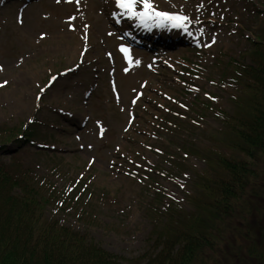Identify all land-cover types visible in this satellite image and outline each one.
I'll return each mask as SVG.
<instances>
[{
    "label": "rangeland",
    "instance_id": "374dc122",
    "mask_svg": "<svg viewBox=\"0 0 264 264\" xmlns=\"http://www.w3.org/2000/svg\"><path fill=\"white\" fill-rule=\"evenodd\" d=\"M151 2L192 18L189 32L130 19L118 32L116 0H0V143L10 141L0 162L9 169L10 151L21 147L10 139L33 127L39 135L19 154V176H35L30 185L43 191L39 167L57 181L56 191L66 185L60 196L75 177L89 182L72 214L61 203L46 214L127 257L144 253L159 202L184 200L205 172L193 151L221 137L220 111L231 110L236 93L226 89L233 76L227 62L251 61L247 37H258L264 24V0ZM181 204L190 208L187 199Z\"/></svg>",
    "mask_w": 264,
    "mask_h": 264
},
{
    "label": "trees",
    "instance_id": "16d2710c",
    "mask_svg": "<svg viewBox=\"0 0 264 264\" xmlns=\"http://www.w3.org/2000/svg\"><path fill=\"white\" fill-rule=\"evenodd\" d=\"M258 31L249 38L251 61H231L236 93L231 110L220 111L221 137L193 151L206 170L193 182L190 208L171 201L155 212L141 264H264V24ZM0 169V264H133L46 214L54 196L37 170L43 191L28 172Z\"/></svg>",
    "mask_w": 264,
    "mask_h": 264
},
{
    "label": "snow or ice",
    "instance_id": "6c2138e0",
    "mask_svg": "<svg viewBox=\"0 0 264 264\" xmlns=\"http://www.w3.org/2000/svg\"><path fill=\"white\" fill-rule=\"evenodd\" d=\"M57 3H60V0H56ZM67 2H72V0H67ZM76 2H79V0H76ZM209 2H211V0H209ZM140 3L143 6V10L142 11H137L136 10V5ZM116 4L117 7H119L120 9H122V11L124 13H126L129 18H136L138 19L141 24H144L145 26H147V22L149 20L152 21H160V22H170L172 23L173 27H177V28H186V26L192 22V18H190L188 15L185 14H179V13H175V12H171V11H160L157 10V8L153 5V3L151 2V0H116ZM201 7H203V5H201ZM70 19H75L74 17H71ZM22 22V21H21ZM197 23H199V21H196ZM43 33H41V38H43ZM212 40V44L216 43V38L213 36L211 37ZM210 46V45H207ZM122 53H124V57L125 59L128 60L129 64H136L138 65L140 63L139 60H132L129 57V49L124 46L121 45L120 49H119ZM109 56L111 57V54L109 53ZM0 70H3L2 67H0ZM71 71V69L69 70ZM125 72L128 71V68L124 69ZM57 78L55 76H52L50 78V82H49V86L51 85L52 82H54ZM4 84H7V81H4ZM3 86V85H0ZM41 92L44 91V88L42 87ZM116 86L115 84L113 85V91H116ZM205 95H207V93H205ZM40 97H37V99H39ZM212 99H215L214 97H211ZM169 99H171V97H169ZM132 103H136V100H133ZM181 107H186L185 105H181ZM99 132L101 135H103L104 129L101 127L99 129ZM157 152H159V149H156ZM183 186V185H181Z\"/></svg>",
    "mask_w": 264,
    "mask_h": 264
}]
</instances>
